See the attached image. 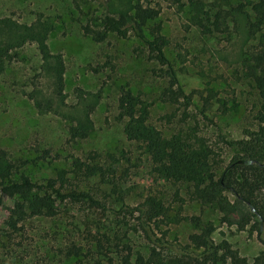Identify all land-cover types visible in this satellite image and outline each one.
Returning a JSON list of instances; mask_svg holds the SVG:
<instances>
[{
	"label": "rangeland",
	"instance_id": "1",
	"mask_svg": "<svg viewBox=\"0 0 264 264\" xmlns=\"http://www.w3.org/2000/svg\"><path fill=\"white\" fill-rule=\"evenodd\" d=\"M142 1L160 7L168 57L192 95L186 110L162 99L166 81L160 65L137 50L141 43L136 37L109 35L94 42L83 34L82 25L95 27L104 15L124 10L127 0H0V47L17 54L10 61L0 58V148L15 159L18 172L37 182L54 177L58 169L70 170L75 157L102 166L103 178L67 176L72 186L107 207L56 200L52 216H22L16 200L3 196L0 264H93L96 259L123 264L126 256L130 264H140L139 257L143 264H154L152 245L136 230L135 212L123 207L137 205L147 194L169 207L157 231L166 239L193 248L188 238L198 231L191 219L197 217L201 224L215 225L211 237L216 244L228 245L247 264H264L262 218L259 228L254 218L244 225L220 223L217 208L195 200L187 185L158 175L115 119L118 90L127 84L148 106L149 122L165 135L192 132L210 145L219 174L237 153L222 137L241 138L255 126L257 92L245 76L241 56L256 43L257 34H249L244 13L227 12L235 0H203L210 14L206 23L218 11L226 15L211 33H203L187 8L174 0ZM222 101L228 108L224 112ZM75 128L85 135H73ZM224 194L235 198L229 189ZM241 208L249 209L245 203ZM10 214L18 220L16 229L8 226ZM96 239L102 240V251ZM71 245L79 254L66 255ZM157 249L158 264H173L179 255ZM225 264H232L231 258Z\"/></svg>",
	"mask_w": 264,
	"mask_h": 264
},
{
	"label": "trees",
	"instance_id": "2",
	"mask_svg": "<svg viewBox=\"0 0 264 264\" xmlns=\"http://www.w3.org/2000/svg\"><path fill=\"white\" fill-rule=\"evenodd\" d=\"M187 8L195 19V24L203 33H211L220 25L226 15L218 11L210 23L209 10L203 0H174ZM227 12L245 14L246 26L250 35L257 34L256 43L248 47L241 56V64L245 76L254 84L257 95V108L253 113L255 126L246 129L244 136L237 139H225V144L237 151L228 164L216 173V158L214 149L200 140L192 132L181 131L165 135L160 129L149 122L148 106L143 99L134 94L127 84L118 90L115 119L121 123L125 138L138 143L146 153L155 172L173 184L187 185L191 195L197 201L210 204L220 212V223L246 224L255 219L259 228V218L264 223V0H235ZM127 7L106 14L98 25L86 23L82 25L83 34L94 42H102L109 35L120 38L133 35L141 43V51L148 59L160 65V76L165 79L161 96L173 104L183 106L186 110L193 104L192 95L187 93L180 82L177 70L169 59L167 48L169 39L163 32L159 19L158 3L150 4L142 0H127ZM222 15V16H221ZM212 25V28L210 27ZM214 28V29H213ZM10 48L0 47V58L12 60L16 53H9ZM2 59V61H3ZM236 104L233 102L232 108ZM222 112L227 110L225 102H220ZM206 116L204 113H202ZM73 135L84 136L79 129H72ZM238 159H251L255 163H238ZM70 170L58 169L54 177H48L45 182L32 180L23 172H18L15 159L8 157L6 150L0 148V205L3 196L16 200L19 214L22 216H52L55 214L56 200L85 201L97 208H107L105 203L94 198L88 191L71 185L67 174L72 173L78 180L100 175L104 177L102 166L96 163L82 161L79 157L69 162ZM101 181H104L102 179ZM229 189L235 195L233 201L228 199L224 190ZM249 202L255 211H243L241 205ZM246 204V203H245ZM130 214L135 212L136 230H140L144 238L152 245L151 254L154 264L159 258V249L172 250L179 255L174 256L173 264H225L231 258L232 264H247L245 259H238L230 253L228 245L216 244L211 235L215 225L210 222L201 224L197 217H191L198 226V231L189 235L188 245H181L165 238L164 233H157L164 219L168 218L169 207L155 194H147L135 206L123 205ZM120 209V208H119ZM14 212V211H12ZM17 218L10 214L8 226L16 229ZM102 240L96 239L97 250L102 251ZM223 250L222 253L219 251ZM79 251L75 245L67 249L66 255H76ZM126 256V255H125ZM143 264L142 257H139ZM123 264H130L128 256L123 257ZM240 260V261H239ZM155 261V262H154ZM93 264H101L100 259Z\"/></svg>",
	"mask_w": 264,
	"mask_h": 264
},
{
	"label": "water",
	"instance_id": "3",
	"mask_svg": "<svg viewBox=\"0 0 264 264\" xmlns=\"http://www.w3.org/2000/svg\"><path fill=\"white\" fill-rule=\"evenodd\" d=\"M237 162L243 163V164L255 163V161L251 160V159H238ZM245 203L248 205V207L251 211H255L253 206L249 202L245 201ZM260 226H261V219H260Z\"/></svg>",
	"mask_w": 264,
	"mask_h": 264
}]
</instances>
